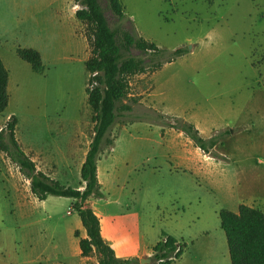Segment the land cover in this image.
<instances>
[{"label":"rangeland","instance_id":"obj_1","mask_svg":"<svg viewBox=\"0 0 264 264\" xmlns=\"http://www.w3.org/2000/svg\"><path fill=\"white\" fill-rule=\"evenodd\" d=\"M120 1L125 14L122 22L106 10L107 1L101 0L113 28L134 29L167 53L184 49L185 54L155 80V74L131 79V96L145 93L152 97H131L146 100L134 105L133 115L121 118L119 124L153 110V101L161 115L186 122L190 118L202 129L214 130L213 136L222 134L215 151L221 161L237 166H205L209 181L202 205L190 204L185 215L188 221L199 213L200 224L213 231L214 210L230 209L225 203L235 199L264 212V0ZM75 4L74 0H46L38 9L24 12L20 27L15 25L17 16H11L12 37L4 50L17 88L14 104L0 116V123L15 108L21 131L24 105L33 96L39 112H47L50 118L61 111L64 118L75 116L88 80L85 65L79 61L85 54L81 35L90 53V30L72 16ZM22 45L39 47L43 74H33L17 57L15 46ZM133 54L138 56V52ZM26 136L34 147L43 138L33 129ZM195 195L189 192L187 200L191 203ZM78 205L58 197L47 205L40 203L31 193L30 181L0 151V264H98L97 254L81 256L79 241L87 236L84 229L75 228Z\"/></svg>","mask_w":264,"mask_h":264},{"label":"crops","instance_id":"obj_2","mask_svg":"<svg viewBox=\"0 0 264 264\" xmlns=\"http://www.w3.org/2000/svg\"><path fill=\"white\" fill-rule=\"evenodd\" d=\"M45 2L46 0H0V59L9 72L10 99L6 111H10L14 104L12 96L17 88L6 63L7 52L4 50L12 37L13 24L10 18L17 16L15 25L18 23L20 27L24 12L38 9ZM75 14L72 15L74 18ZM81 43L85 54L79 61L85 64L90 53L87 52L83 35ZM18 48H30L39 52L44 66L43 55L37 45L15 46V54ZM23 63L33 72L30 65ZM166 66L153 73L155 75L152 79L155 80ZM33 74L39 75L34 72ZM144 76L139 77L142 79ZM85 87L84 85V91ZM141 96L151 98L152 94L143 93L131 97ZM85 101L86 93L78 102L79 109L75 116L70 119L64 118L62 111L50 118L47 112H39L36 97L33 96L24 105L21 131L15 108L0 123L1 130L15 116L18 120L16 139L24 153L36 164L37 170L64 186L80 191L85 188L81 180V170L94 135L92 114ZM150 103L156 111L157 105L153 101ZM187 120L197 127L204 139L214 137V130L206 131L199 123H194L190 118ZM119 125H115L111 131V134H116L114 146L105 151L97 164L98 181L105 199L91 200L88 203L100 220L102 238L114 250L116 257L120 260L151 259L153 248L161 240L162 233H165L187 246L181 259L173 264H231L227 239L220 226L219 212L227 210L237 214L244 201L233 198L235 201L225 203L230 209L217 207L214 210L216 224L214 222L213 231L208 225L200 224L199 213L190 219L191 222L188 217L185 219V215L187 216L190 204L196 208L202 205L204 187L209 181L204 172L205 166L229 168L231 165L236 167L237 164L204 154L183 133L165 129L163 134V127L156 123L130 121ZM32 129L43 137L38 139L35 147L26 136V132H31ZM210 186L215 188L214 185ZM189 192L193 196L196 193V199L191 200V203L187 200ZM164 194L166 199L163 198ZM52 198L40 203L47 205ZM62 199L70 204L74 202L72 199ZM74 224L75 228L83 229L80 219ZM196 243H201L202 246L197 247Z\"/></svg>","mask_w":264,"mask_h":264},{"label":"trees","instance_id":"obj_3","mask_svg":"<svg viewBox=\"0 0 264 264\" xmlns=\"http://www.w3.org/2000/svg\"><path fill=\"white\" fill-rule=\"evenodd\" d=\"M106 1V10L117 21H124L121 1ZM74 2L83 7L76 12V19L90 30V57L84 64L88 74L85 93L92 114L94 135L81 170L85 188L80 191L64 186L37 170L36 164L24 153L16 139L18 120L15 116L0 130V151L30 181L31 193L39 202L46 201L49 197H58L79 203L76 212L87 236L79 241L83 258L97 254L98 264H140L138 259L120 260L116 257L114 250L102 238L98 216L87 204L91 200L105 199L98 181L97 164L105 151L114 146L115 139H109L112 128L119 124L121 118L133 115L134 105H140L138 100H133L130 96L131 79L161 70L182 57L185 50L167 53L140 37L134 29L130 32L113 28L101 0ZM134 51L138 52V56H134ZM16 54L21 61L31 66L34 73H44L39 52L30 48H18ZM8 84L9 72L0 59V115L9 105ZM146 111L145 115L134 116L132 121L156 123L163 127V134L165 129L183 133L204 154L221 159L215 152V147L220 143L222 134L206 140L192 123L161 115L153 110ZM150 117H154L153 120ZM219 219L227 239L231 264H264V212L241 205L237 214L227 210L220 211ZM186 247L182 242L162 233L161 240L153 248L152 264H173L181 259Z\"/></svg>","mask_w":264,"mask_h":264},{"label":"built area","instance_id":"obj_4","mask_svg":"<svg viewBox=\"0 0 264 264\" xmlns=\"http://www.w3.org/2000/svg\"><path fill=\"white\" fill-rule=\"evenodd\" d=\"M82 9H83V7L80 6L79 4H75V6L73 7V10H74L75 13H76L77 11L82 10ZM178 249H179V248H178Z\"/></svg>","mask_w":264,"mask_h":264},{"label":"water","instance_id":"obj_5","mask_svg":"<svg viewBox=\"0 0 264 264\" xmlns=\"http://www.w3.org/2000/svg\"><path fill=\"white\" fill-rule=\"evenodd\" d=\"M140 264H152V260L151 259H142V260H140Z\"/></svg>","mask_w":264,"mask_h":264}]
</instances>
